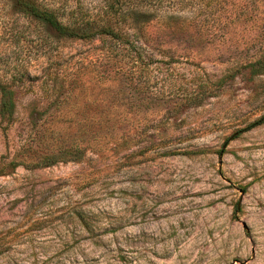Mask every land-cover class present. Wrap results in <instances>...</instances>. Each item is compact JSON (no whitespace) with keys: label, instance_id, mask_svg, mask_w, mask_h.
I'll return each instance as SVG.
<instances>
[{"label":"rangeland","instance_id":"1","mask_svg":"<svg viewBox=\"0 0 264 264\" xmlns=\"http://www.w3.org/2000/svg\"><path fill=\"white\" fill-rule=\"evenodd\" d=\"M40 31L0 0V264H264V0H172L142 48Z\"/></svg>","mask_w":264,"mask_h":264},{"label":"trees","instance_id":"2","mask_svg":"<svg viewBox=\"0 0 264 264\" xmlns=\"http://www.w3.org/2000/svg\"><path fill=\"white\" fill-rule=\"evenodd\" d=\"M91 1L86 4L85 0H8L13 13L23 14L40 26L41 31L32 37L40 41V46L49 45L46 49L50 51L52 42L100 38H107L123 49L142 48L145 40L141 32L145 24L152 14L163 13L172 3V0H96L91 5ZM259 63L258 60L250 65L255 67L251 75L261 71ZM43 75L50 74L45 71ZM4 89L0 86V119L8 120L13 102L11 92H3ZM262 121L264 116L255 123Z\"/></svg>","mask_w":264,"mask_h":264}]
</instances>
